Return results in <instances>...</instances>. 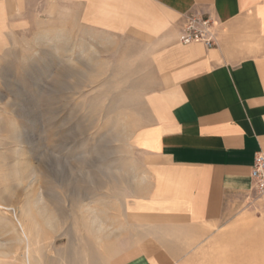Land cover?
I'll use <instances>...</instances> for the list:
<instances>
[{
	"label": "rangeland",
	"instance_id": "obj_1",
	"mask_svg": "<svg viewBox=\"0 0 264 264\" xmlns=\"http://www.w3.org/2000/svg\"><path fill=\"white\" fill-rule=\"evenodd\" d=\"M61 24L59 11H0V264H26V235L32 264H109L145 169L134 135L147 118L149 45L108 33L80 43ZM208 228L203 264L242 246L246 263L261 262L264 195L229 199Z\"/></svg>",
	"mask_w": 264,
	"mask_h": 264
},
{
	"label": "crops",
	"instance_id": "obj_2",
	"mask_svg": "<svg viewBox=\"0 0 264 264\" xmlns=\"http://www.w3.org/2000/svg\"><path fill=\"white\" fill-rule=\"evenodd\" d=\"M0 11H59L80 43L108 33L149 45L147 118L134 135L145 169L105 260L203 264L208 225L253 188L255 154L264 150V0H0ZM189 13L216 21L214 47L180 43ZM244 251L211 263H264L262 254V263L259 254L246 263Z\"/></svg>",
	"mask_w": 264,
	"mask_h": 264
},
{
	"label": "built area",
	"instance_id": "obj_3",
	"mask_svg": "<svg viewBox=\"0 0 264 264\" xmlns=\"http://www.w3.org/2000/svg\"><path fill=\"white\" fill-rule=\"evenodd\" d=\"M217 29L216 21L210 15L189 13L184 17V23L179 34V41L189 45L202 43L211 48L216 45ZM253 189L264 195V150L255 154L251 170Z\"/></svg>",
	"mask_w": 264,
	"mask_h": 264
},
{
	"label": "bare ground",
	"instance_id": "obj_4",
	"mask_svg": "<svg viewBox=\"0 0 264 264\" xmlns=\"http://www.w3.org/2000/svg\"><path fill=\"white\" fill-rule=\"evenodd\" d=\"M24 229H25V228H24ZM25 231H26V230H25ZM27 231H28V230H27ZM27 231H26V232H27ZM26 232H25V233H26ZM26 236H27V244H28V245H27V250H26V251H27V260H25V261H26V264H32L34 261L32 260L33 257H32V259H31V254H32V253H31V252H32V251H31V248H32V246H33V243H34L36 240H35L34 242H32L31 240H33L34 238L36 239V237H34L33 239H32V238L30 239V237H31L32 235H31V236L26 235ZM38 238H39V237H38ZM34 245H35V244H34ZM36 245H37V243H36ZM35 249H37V248L35 247ZM32 250H33V249H32ZM66 251H67V250H66ZM111 251L113 252V250H111ZM111 251H110V252L107 251V252H108V253L106 252L107 255H108V254H112ZM35 252H36V251H35ZM67 253H68V252H67ZM69 253H70V252H69ZM51 254H52V253H51ZM64 254H66V253H64ZM32 255H33V254H32ZM68 255H69V254H68ZM25 256H26V255H25ZM49 256H50V255H49ZM49 256H47V258H48ZM66 256H67V255H66ZM65 259H66V262H67V259H68V258H65ZM31 260H32L33 262H32ZM25 261H24V262H25ZM51 261H52V260H51ZM55 261H56V260H55ZM60 261H61V260H60ZM64 261H65V260H64ZM48 263H49V262H48ZM59 263H60V262H59ZM61 264H62V263H61Z\"/></svg>",
	"mask_w": 264,
	"mask_h": 264
}]
</instances>
